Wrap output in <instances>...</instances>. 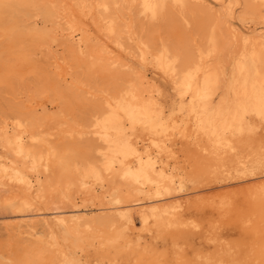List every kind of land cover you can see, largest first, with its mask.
<instances>
[{
  "label": "bare ground",
  "instance_id": "bare-ground-1",
  "mask_svg": "<svg viewBox=\"0 0 264 264\" xmlns=\"http://www.w3.org/2000/svg\"><path fill=\"white\" fill-rule=\"evenodd\" d=\"M261 26L264 0H0V264H264V166L222 191L264 165ZM165 89L221 172L209 201L183 195Z\"/></svg>",
  "mask_w": 264,
  "mask_h": 264
},
{
  "label": "rangeland",
  "instance_id": "rangeland-1",
  "mask_svg": "<svg viewBox=\"0 0 264 264\" xmlns=\"http://www.w3.org/2000/svg\"><path fill=\"white\" fill-rule=\"evenodd\" d=\"M261 29H264V26H261L260 27ZM250 61V60H249ZM165 89L164 90V93H163V101H164V104H165V108L168 112V115L171 117V113H174L175 112H180L178 113V116H182V117H178L181 125H180V129L179 131H177V134L174 138V149L177 153V158H178V163L179 165H186L187 167V176H186V179H187V182H188V188H185L184 190V193L183 195H188L189 196V199L191 202V204H197V203H201L203 200L204 201H209V198H208V194H213L215 193L216 191H218V187H220V184H218L221 179H220V176H221V172L220 170L216 169L215 167H212V165L207 162L206 158H204V154L202 152V148H201V145L205 144V138L202 136L201 134V126L195 121V119L189 117L188 118V115L187 113L184 111V110H178V100L175 99V95L170 92L169 90ZM169 92V93H168ZM172 95V96H171ZM175 99V100H174ZM169 100V102H168ZM173 101V102H172ZM175 103V105H174ZM177 108V109H176ZM175 109V110H174ZM183 112V113H182ZM211 112V110H210ZM185 113V114H184ZM180 114V115H179ZM91 117V114H89L88 112H84L83 114V119L85 121H89ZM204 118V115H201L200 116V120H203ZM186 119V120H185ZM184 120V121H183ZM185 121H188V123H183ZM184 125V126H183ZM10 126L13 128V123L10 122ZM182 126V127H181ZM187 126V127H186ZM188 127H191V128H188ZM193 129V130H192ZM203 129L207 130V126L204 124V127ZM188 130V131H186ZM190 130V131H189ZM256 132H257V136H256V139H262L264 138V124H260V126L256 129ZM252 135H248L247 138L248 139H252L251 138ZM177 138H178V141H177ZM181 139V140H180ZM181 145V146H180ZM179 146V147H177ZM178 149V150H177ZM182 150V151H181ZM184 151V152H183ZM187 151V152H186ZM103 157H105V155H107L108 153L106 152H102L100 151L99 152ZM179 153V154H178ZM187 153V154H186ZM186 154V155H185ZM4 156V153L0 152V157H3ZM190 157V158H189ZM190 159V160H189ZM193 160V161H192ZM185 161V162H184ZM193 164V165H192ZM245 165L247 164L249 166V169H248V174L249 176L246 177V178H242L238 175V173L234 172V175H229V176H226V184L223 182L224 184V188L225 190H222L223 192H228V193H237L238 191L240 192L241 190L240 189H243L242 191L245 192V188H247V185L250 184L249 181H252L253 179L256 178V176H258L259 174H256L255 175V170L258 169V168H263L262 166L264 165H261V166H257V162L255 161H251L249 163H244ZM188 165V166H187ZM195 165V166H194ZM198 165V166H197ZM191 166H193L191 168ZM198 168V169H197ZM264 169V168H263ZM199 170V172H198ZM200 171H203L204 173L206 174H203V172H200ZM206 171V172H205ZM190 172H192L190 174ZM198 172V173H196ZM219 172V173H218ZM239 172V170H238ZM208 173V174H207ZM241 173V172H239ZM201 174V175H200ZM210 175H212L210 177ZM190 176V177H189ZM218 178H217V177ZM207 177V178H206ZM214 177V179H213ZM252 177V178H251ZM203 178V179H202ZM211 178V179H209ZM245 181H244V180ZM248 179V180H247ZM207 180V181H206ZM210 180V181H209ZM231 182H229V181ZM242 180V181H241ZM212 181V182H211ZM236 181V182H235ZM240 183H239V182ZM202 182V183H201ZM206 182V183H205ZM210 182V183H209ZM222 182V181H221ZM235 182V183H234ZM238 182V183H237ZM215 183V184H214ZM242 183V184H241ZM218 184V185H217ZM198 185V186H196ZM216 185V186H215ZM244 185V188H241L242 186ZM246 185V186H245ZM200 186V187H199ZM213 186V187H212ZM215 186V187H214ZM199 187V188H198ZM202 187V189H200ZM238 187V189H237ZM230 189V190H229ZM233 191H232V190ZM148 190V188H147ZM202 194V195H201ZM206 194V195H205ZM241 196H239L238 198H240ZM195 199V200H194ZM194 200V201H193ZM199 205V204H198ZM216 206V210L212 211V209L210 208H207V206L203 207L204 208V211H201L203 210V208H196L195 210V214L197 216H200V217H203L204 218V215L203 213L207 214V219L206 222L208 221L209 222V215H211L213 218H218L219 217V214L216 212L217 211V205ZM213 207V206H212ZM193 210V208H191ZM215 209V208H214ZM81 210H86L84 208H81ZM211 213H209V212ZM200 212V213H199ZM203 212V213H202ZM208 212V213H207ZM214 212V214H213ZM202 213V214H201ZM216 214V215H215ZM14 218H20L19 216H14ZM216 218V219H217ZM1 220H0V224H1ZM1 226V225H0ZM39 237L42 239V240H47V238L44 236V234L42 233V229H40V232H39ZM199 240V241H198ZM196 241V242H195ZM194 241V248L197 252H200V255L203 256V257H207V256H210L212 254H215L217 252V249L213 246V244L211 245V243H208L205 239H203V237L200 238V236H196V240ZM203 241V242H202ZM198 243V244H197ZM211 245V246H210ZM197 248V249H196ZM206 248V249H205ZM87 249V250H86ZM90 251H89V250ZM215 249V250H214ZM207 250V251H206ZM214 251V252H213ZM94 250L93 248L89 247V246H86V248L84 249V255H83V258L85 261H88L87 263L88 264H96V260H92L93 258H95L94 256ZM88 256V258H87ZM229 258L227 256H225L222 260V264H229ZM240 260V259H239ZM90 262V263H89ZM95 262V263H94ZM98 264V263H97ZM102 264V263H100Z\"/></svg>",
  "mask_w": 264,
  "mask_h": 264
}]
</instances>
